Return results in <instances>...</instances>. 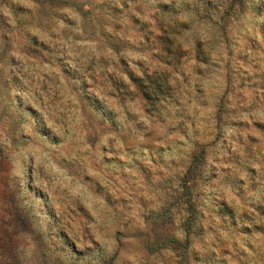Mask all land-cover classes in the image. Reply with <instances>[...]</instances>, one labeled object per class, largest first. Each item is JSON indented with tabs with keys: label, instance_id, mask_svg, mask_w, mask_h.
Returning <instances> with one entry per match:
<instances>
[{
	"label": "rangeland",
	"instance_id": "1",
	"mask_svg": "<svg viewBox=\"0 0 264 264\" xmlns=\"http://www.w3.org/2000/svg\"><path fill=\"white\" fill-rule=\"evenodd\" d=\"M264 264V0H0V264Z\"/></svg>",
	"mask_w": 264,
	"mask_h": 264
},
{
	"label": "trees",
	"instance_id": "2",
	"mask_svg": "<svg viewBox=\"0 0 264 264\" xmlns=\"http://www.w3.org/2000/svg\"><path fill=\"white\" fill-rule=\"evenodd\" d=\"M109 264V263H108Z\"/></svg>",
	"mask_w": 264,
	"mask_h": 264
}]
</instances>
